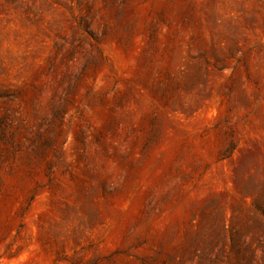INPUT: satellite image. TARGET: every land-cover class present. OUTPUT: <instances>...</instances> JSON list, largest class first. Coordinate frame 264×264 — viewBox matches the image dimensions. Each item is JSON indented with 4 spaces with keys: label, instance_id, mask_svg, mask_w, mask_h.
Returning <instances> with one entry per match:
<instances>
[{
    "label": "rangeland",
    "instance_id": "374dc122",
    "mask_svg": "<svg viewBox=\"0 0 264 264\" xmlns=\"http://www.w3.org/2000/svg\"><path fill=\"white\" fill-rule=\"evenodd\" d=\"M0 264H264V0H0Z\"/></svg>",
    "mask_w": 264,
    "mask_h": 264
}]
</instances>
